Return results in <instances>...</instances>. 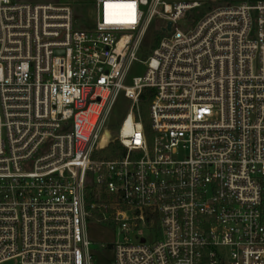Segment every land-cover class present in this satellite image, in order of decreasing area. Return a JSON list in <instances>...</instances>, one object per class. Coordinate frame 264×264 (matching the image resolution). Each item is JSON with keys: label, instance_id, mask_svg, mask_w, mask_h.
Returning a JSON list of instances; mask_svg holds the SVG:
<instances>
[{"label": "built area", "instance_id": "2783aa9c", "mask_svg": "<svg viewBox=\"0 0 264 264\" xmlns=\"http://www.w3.org/2000/svg\"><path fill=\"white\" fill-rule=\"evenodd\" d=\"M202 8L0 0V264H264V0Z\"/></svg>", "mask_w": 264, "mask_h": 264}, {"label": "rangeland", "instance_id": "374dc122", "mask_svg": "<svg viewBox=\"0 0 264 264\" xmlns=\"http://www.w3.org/2000/svg\"><path fill=\"white\" fill-rule=\"evenodd\" d=\"M165 1L171 3L199 1L203 4L204 8L198 11L197 16H202L209 10V7L212 9L215 5L238 4L243 1H254V0H165ZM75 12L78 14L79 19H83L85 15L89 14V12L78 10L77 8ZM158 35H162V33L160 31V22L156 21L148 31L146 37L144 38L140 50H143V52H150L152 47L157 44L156 38ZM146 70H147L146 65L140 64L139 62L134 63L128 73V77H127L128 83H131L134 77L144 75L146 73ZM129 111H131V102L122 94L120 95L118 102L114 108V111L103 132L104 137L110 138L113 137V134L115 135L117 129L120 126L121 121L125 118V116ZM104 152L106 155L109 156L112 155L109 148H107ZM87 234L89 240L93 244V248L97 249L96 251H98L97 255L99 257L100 262H105L106 257L108 259L109 257L112 256L111 250H105L102 253H100L102 250V249L100 250L101 245L112 244L113 242L116 241V234L111 227L104 224L90 223L87 226Z\"/></svg>", "mask_w": 264, "mask_h": 264}, {"label": "trees", "instance_id": "16d2710c", "mask_svg": "<svg viewBox=\"0 0 264 264\" xmlns=\"http://www.w3.org/2000/svg\"><path fill=\"white\" fill-rule=\"evenodd\" d=\"M196 15H198V11H196ZM162 37H163V34L157 36V38H156V43L157 44L159 43V41L161 40ZM153 47H155V46H153ZM141 52H142L141 56H143V57H146L150 53V52H143V50H141ZM153 92H154V89L147 88V89H145L143 91V93L141 95V103H140V105H141V110H142V114H143V121H144V124H145V126L147 128H149V114H148V111H149V106H150V103H151V100H152ZM115 147H119V145L118 144H113L111 150L114 149Z\"/></svg>", "mask_w": 264, "mask_h": 264}, {"label": "snow or ice", "instance_id": "6c2138e0", "mask_svg": "<svg viewBox=\"0 0 264 264\" xmlns=\"http://www.w3.org/2000/svg\"><path fill=\"white\" fill-rule=\"evenodd\" d=\"M127 7H129V8H134V5H128ZM131 22H134V20L133 21H131ZM139 141V137H137V142Z\"/></svg>", "mask_w": 264, "mask_h": 264}, {"label": "water", "instance_id": "95a60500", "mask_svg": "<svg viewBox=\"0 0 264 264\" xmlns=\"http://www.w3.org/2000/svg\"><path fill=\"white\" fill-rule=\"evenodd\" d=\"M191 15L193 16V15H194V13H193V12H191ZM170 25H171V24H169L168 28L170 27Z\"/></svg>", "mask_w": 264, "mask_h": 264}, {"label": "bare ground", "instance_id": "6f19581e", "mask_svg": "<svg viewBox=\"0 0 264 264\" xmlns=\"http://www.w3.org/2000/svg\"><path fill=\"white\" fill-rule=\"evenodd\" d=\"M128 129V127L126 128V130Z\"/></svg>", "mask_w": 264, "mask_h": 264}]
</instances>
